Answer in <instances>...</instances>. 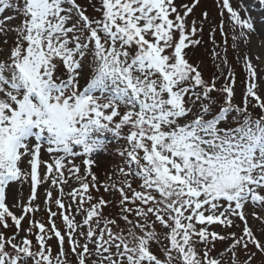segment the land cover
I'll return each mask as SVG.
<instances>
[{
    "label": "snow or ice",
    "instance_id": "snow-or-ice-1",
    "mask_svg": "<svg viewBox=\"0 0 264 264\" xmlns=\"http://www.w3.org/2000/svg\"><path fill=\"white\" fill-rule=\"evenodd\" d=\"M215 3L0 0V264H264V0ZM225 17L240 103L190 62L207 28L229 65Z\"/></svg>",
    "mask_w": 264,
    "mask_h": 264
},
{
    "label": "rangeland",
    "instance_id": "rangeland-1",
    "mask_svg": "<svg viewBox=\"0 0 264 264\" xmlns=\"http://www.w3.org/2000/svg\"><path fill=\"white\" fill-rule=\"evenodd\" d=\"M81 4L88 7V0H79ZM187 2V0H185ZM245 2L252 7L253 15H257V9H256V0H245ZM210 11L211 18L213 21L218 22L219 17L217 16L216 11V3L215 0H201V6L196 9V16H199L201 11ZM88 13L92 14L93 10L91 7H88ZM245 13L242 12V15ZM215 27V23L212 25ZM225 33H226V39H227V45H228V61L229 65L225 66L223 64H220V60L218 58H214L212 55L213 49L215 51L220 52L221 56L224 55L222 49L224 48V37L220 35L219 32L216 33V45L214 46L212 44V40L209 37L208 29L205 28V35L203 37V40L205 43L203 46H197L196 48L192 49L190 52V62L194 64H199L201 67V70L205 76V79H208L213 76H220L221 73H224V75H227L229 67L233 70L236 78L235 83V101L236 103L241 102L242 94L245 87V80H246V71L244 68V65L242 61L237 60L236 56L237 53L233 52L231 49V43H232V32L230 30V27L228 26L227 18L225 17ZM264 36L261 35H253L251 37V47L249 49L248 46H245L243 48L244 51H246L250 56L256 57L259 56L261 58V61H264ZM253 63L256 64L257 61L253 59ZM220 64V67L217 68L215 65ZM259 68H264V63L259 64ZM261 75H264V72H261ZM223 82V77L221 78L220 83ZM258 111V110H257ZM106 140H108L109 143V151L108 152H100L95 155V159L97 161V164L99 166L93 167V172L96 174L98 179L103 182L107 179L108 175H111L112 170L116 167V165L121 164V158L118 155L117 145L118 141H116L110 134L105 137ZM42 158L47 160L48 156L46 153H42ZM80 160H77L76 163H80ZM43 171V168L41 169ZM83 174V169H82ZM115 178V177H114ZM45 188H47V185H44L43 187L38 189V192L40 194V199L37 201V203H40L43 207V200H44V191ZM68 189L66 188L65 191ZM54 195L56 194L55 190ZM103 192V188L100 190ZM95 195V193H93ZM29 195V187L27 184L23 188V197L27 198ZM15 198V192L9 194V200L12 201ZM37 219L41 220H47V215L43 211L37 213L36 216ZM79 218V217H78Z\"/></svg>",
    "mask_w": 264,
    "mask_h": 264
}]
</instances>
